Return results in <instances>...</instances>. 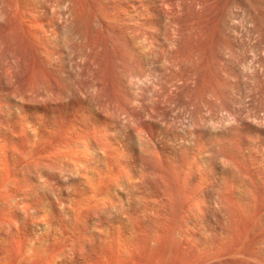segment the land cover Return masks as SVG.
Here are the masks:
<instances>
[{
  "label": "rangeland",
  "instance_id": "1",
  "mask_svg": "<svg viewBox=\"0 0 264 264\" xmlns=\"http://www.w3.org/2000/svg\"><path fill=\"white\" fill-rule=\"evenodd\" d=\"M0 264H264V0H0Z\"/></svg>",
  "mask_w": 264,
  "mask_h": 264
}]
</instances>
